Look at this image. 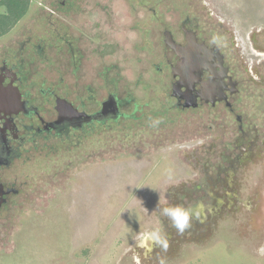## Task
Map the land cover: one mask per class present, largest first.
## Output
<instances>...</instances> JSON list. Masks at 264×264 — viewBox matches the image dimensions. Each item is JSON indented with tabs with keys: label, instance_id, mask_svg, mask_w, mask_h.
<instances>
[{
	"label": "rangeland",
	"instance_id": "374dc122",
	"mask_svg": "<svg viewBox=\"0 0 264 264\" xmlns=\"http://www.w3.org/2000/svg\"><path fill=\"white\" fill-rule=\"evenodd\" d=\"M3 1L0 59L33 35L55 60L43 72H72L69 50L55 56L64 33L83 51V82L110 66L156 112L162 34L183 25L222 38L241 95L234 115L172 109L143 144L112 133L21 153L0 170V264H264V0H26L16 19ZM168 206L189 210L183 234L160 215Z\"/></svg>",
	"mask_w": 264,
	"mask_h": 264
},
{
	"label": "flooded vegetation",
	"instance_id": "af4514ba",
	"mask_svg": "<svg viewBox=\"0 0 264 264\" xmlns=\"http://www.w3.org/2000/svg\"><path fill=\"white\" fill-rule=\"evenodd\" d=\"M186 29L182 25L162 34L165 49L155 71L163 108L156 112L149 101L155 97L143 105L136 102L110 66L94 68V77L83 82L78 70L83 51L72 46L76 40L64 33L55 38V56L69 50L75 69L71 72L57 67L55 74L43 72L39 65L46 62L55 66V60L43 54L50 45L43 37L28 36L19 50L0 59V170L29 149L47 148L51 152L65 145L79 146L96 135L119 133L126 142V136L133 132L134 144H143L146 128L161 135L165 126L170 127L172 122L166 118L172 109L234 115L240 106L238 79L217 45L209 44L211 41L200 37L198 31ZM69 74L74 78L72 84L65 80ZM160 116L167 117L158 127H151ZM235 119L236 130L241 131L247 121L238 115Z\"/></svg>",
	"mask_w": 264,
	"mask_h": 264
},
{
	"label": "clouds",
	"instance_id": "9594fccd",
	"mask_svg": "<svg viewBox=\"0 0 264 264\" xmlns=\"http://www.w3.org/2000/svg\"><path fill=\"white\" fill-rule=\"evenodd\" d=\"M222 38L219 36L214 35L212 37V43L214 44H220ZM162 123L161 119H155L151 123V127H158ZM167 173L171 174V170H166ZM160 215L164 217H168L171 222L172 226L180 233L183 234V232L189 228L190 222H191V214L188 209L182 207V206H168L163 207L160 209ZM153 235L156 237V239L166 248L167 242L164 238V235L162 232L157 229L153 232Z\"/></svg>",
	"mask_w": 264,
	"mask_h": 264
},
{
	"label": "trees",
	"instance_id": "16d2710c",
	"mask_svg": "<svg viewBox=\"0 0 264 264\" xmlns=\"http://www.w3.org/2000/svg\"><path fill=\"white\" fill-rule=\"evenodd\" d=\"M3 4L7 6L8 12L12 14L15 19L20 17L27 7L26 0H4Z\"/></svg>",
	"mask_w": 264,
	"mask_h": 264
}]
</instances>
